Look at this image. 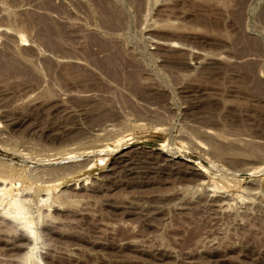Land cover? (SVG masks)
<instances>
[{
    "label": "rangeland",
    "instance_id": "1",
    "mask_svg": "<svg viewBox=\"0 0 264 264\" xmlns=\"http://www.w3.org/2000/svg\"><path fill=\"white\" fill-rule=\"evenodd\" d=\"M0 264H264V0H0Z\"/></svg>",
    "mask_w": 264,
    "mask_h": 264
},
{
    "label": "bare ground",
    "instance_id": "2",
    "mask_svg": "<svg viewBox=\"0 0 264 264\" xmlns=\"http://www.w3.org/2000/svg\"><path fill=\"white\" fill-rule=\"evenodd\" d=\"M104 11H105V10H104ZM102 12H103V10H102ZM104 15H105V12H104ZM262 144H263V143H262ZM102 145H103V144H102ZM102 145H98V147L101 148V149H103V148H102ZM258 150H259V149H258ZM184 159H185V158H184ZM184 159H183V160H184ZM165 160H166V159H165ZM168 160H169V159H168ZM185 160H186V159H185ZM261 162H262V161H261ZM194 165L196 166L197 164L195 163ZM199 166H200V165H199ZM123 167H124V166H123ZM164 167H165V166H164ZM160 168H161V167H160ZM166 168H167V167H166ZM196 168H197V167H196ZM120 169H121V168H120ZM129 169H130V168H129ZM199 169H200V168H199ZM261 169H262V168H261ZM159 170H160V169H159ZM196 170H198V169H196ZM198 171H200V170H198ZM130 172H131V171H130ZM153 172H154V171H153ZM166 172H167V171H166ZM165 174H166V173H165ZM154 175H155V174H154ZM119 184H120V183H119ZM3 192H4V191H3ZM11 215H12V214H11ZM19 217H20V216H19ZM17 219H18V218H16L15 221H16ZM17 221H18V220H17ZM20 221H21V220H20ZM18 222H19V221H18ZM23 222H25V221H23ZM25 224H26V223H25ZM26 228H27V227H26ZM28 232H29V231H28ZM28 234H29V233H28ZM30 239H31V238H30Z\"/></svg>",
    "mask_w": 264,
    "mask_h": 264
}]
</instances>
